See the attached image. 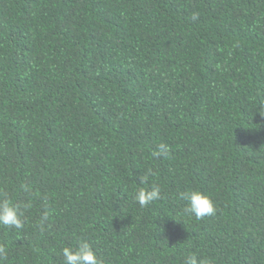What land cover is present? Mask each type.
<instances>
[{
  "label": "trees",
  "instance_id": "1",
  "mask_svg": "<svg viewBox=\"0 0 264 264\" xmlns=\"http://www.w3.org/2000/svg\"><path fill=\"white\" fill-rule=\"evenodd\" d=\"M0 195L33 202L3 264H264V0H0Z\"/></svg>",
  "mask_w": 264,
  "mask_h": 264
},
{
  "label": "clouds",
  "instance_id": "2",
  "mask_svg": "<svg viewBox=\"0 0 264 264\" xmlns=\"http://www.w3.org/2000/svg\"><path fill=\"white\" fill-rule=\"evenodd\" d=\"M170 155L169 146L166 143H160L152 152L155 158H168ZM147 175H151L149 170ZM147 175L140 178V183L147 181ZM20 189L27 195L31 196V188L28 185L21 184ZM179 199L186 202L184 212L194 216L197 220L205 217H211L216 214L217 208L212 198L206 193L191 189L178 193ZM134 201L141 207H147L155 201L162 199L161 188L153 185L150 188H139L134 197ZM33 207L32 199L26 202L15 203L7 197L0 195V226L22 230L25 227L27 213ZM48 218L47 212L41 217L39 227L43 230V222ZM63 264H104V260L97 255L91 244L86 240H80L74 246H64L61 249ZM8 249L0 245V264L7 260ZM182 264H211L208 259H202L196 253L187 254L183 257Z\"/></svg>",
  "mask_w": 264,
  "mask_h": 264
}]
</instances>
